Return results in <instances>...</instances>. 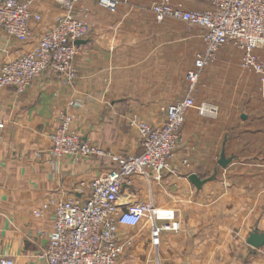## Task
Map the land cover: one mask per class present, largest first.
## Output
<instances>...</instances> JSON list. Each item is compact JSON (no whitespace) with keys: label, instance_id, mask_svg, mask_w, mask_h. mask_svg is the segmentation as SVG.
<instances>
[{"label":"crops","instance_id":"obj_1","mask_svg":"<svg viewBox=\"0 0 264 264\" xmlns=\"http://www.w3.org/2000/svg\"><path fill=\"white\" fill-rule=\"evenodd\" d=\"M116 1L114 10L98 0L77 3L76 15L90 31L78 45L72 84L48 70L23 93L0 88V258L47 264L39 254L53 231L54 208L41 216L34 211L54 199L87 197L91 181L112 167L106 153L79 161L52 154L62 113L105 152L138 154L141 138L131 118L160 126L168 107L187 94V72L205 49L202 29L173 18L158 21L156 0ZM171 2L186 10L211 8L209 0ZM48 3L56 13L50 27L63 10L57 0H39L34 8L41 12ZM42 32L24 43L0 30V67L30 50ZM242 54L224 46L201 72L195 101L215 104L219 114L187 112L171 169L160 181L137 176L123 187L121 204L152 201L179 223L178 230L162 232L158 250L151 226H120L121 238L131 239V257L147 264H264L261 250L247 243L252 231H264V96L258 76L242 68ZM223 150L231 159L225 168L218 163ZM193 173L211 179L197 188L189 180Z\"/></svg>","mask_w":264,"mask_h":264},{"label":"built area","instance_id":"obj_2","mask_svg":"<svg viewBox=\"0 0 264 264\" xmlns=\"http://www.w3.org/2000/svg\"><path fill=\"white\" fill-rule=\"evenodd\" d=\"M39 0H0V30L20 42L34 37V24L42 19L34 11ZM82 0H57L62 12L46 28L33 47L0 67V88L12 87L23 93L37 78L52 70L62 84H72L77 77L74 62L78 55L76 42L85 39L89 24L76 15V5ZM99 4L114 10L116 0H98ZM211 8L204 11L186 10L171 0H157L152 11L158 21L173 18L203 31L205 49L196 54L195 67L187 72L189 88L186 96L171 104L165 122L154 126L133 116L132 126L137 127L142 151L138 154L105 152L84 140L73 129L74 117L62 113L60 124L51 136V152L56 157L82 160L97 154H108L111 169L91 181L89 195L69 200H51L34 214L41 216L53 206V231L48 237L45 251L39 258L47 264H117L131 239H122L120 226L137 227L148 220L151 223L153 245L158 250L160 237L165 230H178L174 212H160L152 201L120 202L122 189L132 184L137 176L148 182L160 181L169 171L181 141V128L186 114L195 109L198 114L216 118L215 104L197 103L193 96L201 72L211 65L217 52L233 45L242 54V68L259 78V90L264 96V0H209ZM2 126V124H0ZM183 163L188 165L187 160ZM171 221L170 223H163ZM264 255V247L259 248ZM0 264H15L11 257L0 258ZM159 264V263H156Z\"/></svg>","mask_w":264,"mask_h":264},{"label":"rangeland","instance_id":"obj_3","mask_svg":"<svg viewBox=\"0 0 264 264\" xmlns=\"http://www.w3.org/2000/svg\"><path fill=\"white\" fill-rule=\"evenodd\" d=\"M34 11L36 12L37 8H34ZM38 13L41 14L42 19L39 23L34 24V34L35 33L37 34L38 32H42L43 30L48 28L49 25L53 22L52 21L53 17L56 14L54 12V9L49 6V3H48V5L46 4V6L44 7V9H42L41 12H38ZM159 209H162V208H159ZM163 210H165V209H163ZM145 225L151 226L150 221L144 220L143 226H145ZM143 240H145V237H141L140 241H143ZM151 244L153 245L152 237H151ZM127 249L124 252V254L119 258V260L122 258V262L125 261V259L127 260L123 264H147L144 262V260L141 258V256L140 257L139 256L131 257L129 254H127ZM129 249H130V247H129ZM155 249H156V247H155ZM137 255H139V254H137ZM119 260H118V262H119ZM118 262H117V264H118Z\"/></svg>","mask_w":264,"mask_h":264},{"label":"water","instance_id":"obj_4","mask_svg":"<svg viewBox=\"0 0 264 264\" xmlns=\"http://www.w3.org/2000/svg\"><path fill=\"white\" fill-rule=\"evenodd\" d=\"M83 41L80 40L77 43V45L81 44ZM231 162L230 158L226 157V153L225 150H223V152L221 153V157L219 160V165L223 168L227 167L228 164ZM211 178L208 179H201L200 177H198L196 174H190L189 175V180L190 182L195 185L197 188H201L202 185L204 183H206L208 180H210ZM247 243L252 246L255 249H259L264 247V231L263 232H259L258 230H254L252 231L248 238H247Z\"/></svg>","mask_w":264,"mask_h":264},{"label":"bare ground","instance_id":"obj_5","mask_svg":"<svg viewBox=\"0 0 264 264\" xmlns=\"http://www.w3.org/2000/svg\"><path fill=\"white\" fill-rule=\"evenodd\" d=\"M160 212H164V211H160Z\"/></svg>","mask_w":264,"mask_h":264}]
</instances>
